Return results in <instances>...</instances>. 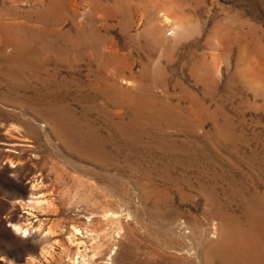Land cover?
Wrapping results in <instances>:
<instances>
[{
    "label": "rangeland",
    "instance_id": "rangeland-1",
    "mask_svg": "<svg viewBox=\"0 0 264 264\" xmlns=\"http://www.w3.org/2000/svg\"><path fill=\"white\" fill-rule=\"evenodd\" d=\"M0 264H264V0H0Z\"/></svg>",
    "mask_w": 264,
    "mask_h": 264
}]
</instances>
